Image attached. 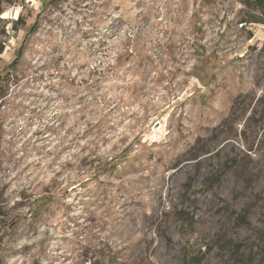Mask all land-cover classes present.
<instances>
[{
	"label": "rangeland",
	"instance_id": "374dc122",
	"mask_svg": "<svg viewBox=\"0 0 264 264\" xmlns=\"http://www.w3.org/2000/svg\"><path fill=\"white\" fill-rule=\"evenodd\" d=\"M0 264H264L255 0H0Z\"/></svg>",
	"mask_w": 264,
	"mask_h": 264
},
{
	"label": "trees",
	"instance_id": "16d2710c",
	"mask_svg": "<svg viewBox=\"0 0 264 264\" xmlns=\"http://www.w3.org/2000/svg\"><path fill=\"white\" fill-rule=\"evenodd\" d=\"M247 3L250 4L251 2L248 1ZM255 4H256L258 7H260L261 11L264 12V0H255ZM254 22L262 23L261 20H257V21H254ZM22 48H23V46L21 47V49H22ZM20 52H22V50L19 51V53H20Z\"/></svg>",
	"mask_w": 264,
	"mask_h": 264
}]
</instances>
